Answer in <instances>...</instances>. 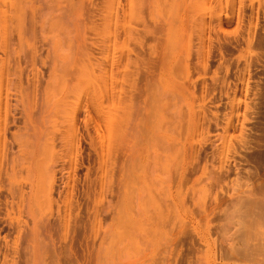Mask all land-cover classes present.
<instances>
[{"label": "rangeland", "instance_id": "1", "mask_svg": "<svg viewBox=\"0 0 264 264\" xmlns=\"http://www.w3.org/2000/svg\"><path fill=\"white\" fill-rule=\"evenodd\" d=\"M0 264H264V0H0Z\"/></svg>", "mask_w": 264, "mask_h": 264}, {"label": "bare ground", "instance_id": "2", "mask_svg": "<svg viewBox=\"0 0 264 264\" xmlns=\"http://www.w3.org/2000/svg\"><path fill=\"white\" fill-rule=\"evenodd\" d=\"M22 2V1H21ZM21 2L19 1V2H16V1H13V3L11 2V5H12V7H14L17 11H20V10H22V5H21ZM25 2V1H24ZM24 2H22V4L24 3ZM25 5V4H24ZM13 12H16V11H13ZM55 74V73H54ZM79 76V75H78ZM55 80L54 81H51V83H50V85H49V89H48V95H46V96H48V99H49V101H50V99L54 96V91H52V88H55L56 89V87L58 86H60L61 85V79L59 78V75L58 74H56L55 75ZM80 78V77H79ZM77 79H78V77H77ZM81 82V81H80ZM80 84V83H79ZM81 90V89H80ZM65 91V90H64ZM31 94V93H30ZM26 98V97H25ZM46 99H47V97H46ZM47 101V100H46ZM49 101H47V102H49ZM61 101V100H60ZM25 102V101H24ZM43 102H44V99H43ZM59 102V101H58ZM57 102V103H58ZM50 103V102H49ZM48 103V104H49ZM52 104V103H51ZM53 105V104H52ZM51 105V106H52ZM57 105V104H56ZM50 106V107H51ZM64 106V105H63ZM65 107V106H64ZM59 109V108H58ZM56 111V110H55ZM60 112V111H59ZM57 113V112H56ZM58 114V113H57ZM57 114H55V115H57Z\"/></svg>", "mask_w": 264, "mask_h": 264}]
</instances>
